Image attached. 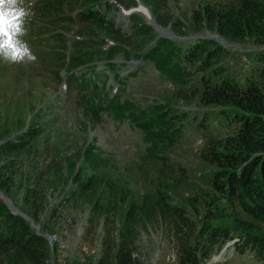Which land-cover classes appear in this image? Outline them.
Returning a JSON list of instances; mask_svg holds the SVG:
<instances>
[{
  "label": "rangeland",
  "instance_id": "1",
  "mask_svg": "<svg viewBox=\"0 0 264 264\" xmlns=\"http://www.w3.org/2000/svg\"><path fill=\"white\" fill-rule=\"evenodd\" d=\"M233 3L0 0V145L41 131L29 145L37 172L58 164L46 187L51 177L35 175L34 154L15 175L2 169L12 157L0 152L9 190L0 200L22 218L19 229L42 237L28 255L0 250V264H117L127 251L138 264H174L166 256L177 259L187 243L209 252L198 264H264L237 237L209 245L198 234L213 168L200 153L209 136L230 127L211 113L218 108L199 103L201 72L181 57L193 41L212 40L204 72L214 66L217 76L243 83L264 46L224 37L194 17L207 5ZM159 39L171 44L160 48ZM169 50L177 54L169 70L179 72L168 77L154 60ZM78 175L94 176L88 197L73 194Z\"/></svg>",
  "mask_w": 264,
  "mask_h": 264
},
{
  "label": "trees",
  "instance_id": "2",
  "mask_svg": "<svg viewBox=\"0 0 264 264\" xmlns=\"http://www.w3.org/2000/svg\"><path fill=\"white\" fill-rule=\"evenodd\" d=\"M234 1L235 4L229 6L207 5L203 7L201 14L197 13L194 17H198L209 29L224 37H250L264 46V3L259 0ZM131 17L135 19V15ZM148 30L142 28L141 32L146 33ZM169 43L171 44L167 39L158 40L160 48ZM213 44L212 40H199L197 44L193 41L181 57L185 62L194 63L196 70L201 72L199 103L218 108L211 113L222 114L230 127L221 136H209L200 153L202 160L213 165V168L206 180L207 196L203 201L204 213L198 234L209 245H220L237 237L244 250L252 251L264 263V48L254 54L255 70L247 73L243 83H240L230 75L217 76L220 72L214 66L207 73L204 72L210 65L214 52V49L207 46ZM176 57L177 54H173L172 50L161 52L154 60L158 72L168 77L173 73L178 74L179 70H169V66L177 64L173 60ZM180 71L183 72L182 68ZM22 135L23 137L18 136L16 140L5 141L0 145L2 155L18 158L16 162L10 158L2 166L8 173L15 174L17 165L20 167L26 159H30L28 155L34 154L33 159L36 158L30 163L32 167L37 163L38 153L36 150L30 152L32 146L29 145L40 139L42 132L29 130ZM51 165L39 172V168L34 169L38 177H51L43 181L46 187L49 186L47 181L58 173L57 162L54 166ZM1 175L2 173L0 190L8 196L9 190ZM78 176L80 180L73 194H86L88 197L93 191L88 190L93 187L94 176L84 179ZM24 192L29 193L26 185ZM24 213L33 218L31 212ZM20 219L22 218L10 212L0 200V250L9 253L14 249L17 257L20 254L28 255L27 247L42 239L32 230L19 229L16 221ZM22 226H25L23 222ZM121 252L122 250L119 251ZM208 255V251L198 254L190 244H183L174 264H198L200 258ZM117 264L138 263L127 251L118 255Z\"/></svg>",
  "mask_w": 264,
  "mask_h": 264
},
{
  "label": "built area",
  "instance_id": "3",
  "mask_svg": "<svg viewBox=\"0 0 264 264\" xmlns=\"http://www.w3.org/2000/svg\"><path fill=\"white\" fill-rule=\"evenodd\" d=\"M175 260H176V255H174L173 253L168 254L166 256V261L174 262Z\"/></svg>",
  "mask_w": 264,
  "mask_h": 264
},
{
  "label": "bare ground",
  "instance_id": "4",
  "mask_svg": "<svg viewBox=\"0 0 264 264\" xmlns=\"http://www.w3.org/2000/svg\"><path fill=\"white\" fill-rule=\"evenodd\" d=\"M137 10L142 11V13L144 12L145 14H148V13L146 12L147 10H145V8H143L142 6H138ZM148 15H149V14H148ZM150 16H151V15H150Z\"/></svg>",
  "mask_w": 264,
  "mask_h": 264
},
{
  "label": "water",
  "instance_id": "5",
  "mask_svg": "<svg viewBox=\"0 0 264 264\" xmlns=\"http://www.w3.org/2000/svg\"><path fill=\"white\" fill-rule=\"evenodd\" d=\"M12 213H13V212H12ZM22 216H23V217H26V216H24L23 214H22ZM26 218H27V217H26Z\"/></svg>",
  "mask_w": 264,
  "mask_h": 264
}]
</instances>
